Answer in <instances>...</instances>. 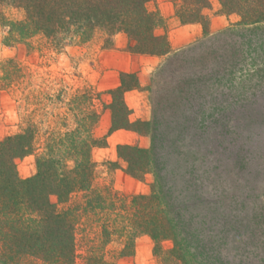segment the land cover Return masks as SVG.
Segmentation results:
<instances>
[{
    "label": "rangeland",
    "instance_id": "obj_1",
    "mask_svg": "<svg viewBox=\"0 0 264 264\" xmlns=\"http://www.w3.org/2000/svg\"><path fill=\"white\" fill-rule=\"evenodd\" d=\"M150 7L165 19V26L155 30L169 41L170 51L163 55L131 52L123 32L113 35L109 45L103 30L61 49L39 37L31 46L1 44L0 141L37 125L34 151L14 160L19 178L35 176L46 138L56 128L65 130L64 118L68 126L75 125L68 102L78 90L90 91L94 110L101 113L94 133L108 142L92 153L95 185L112 189L130 204L135 195L151 196L155 171L161 168L165 192H172L175 208L188 223L193 221L191 228L198 226L204 240L198 238L197 246L188 238L176 246L174 239L162 238L156 246L149 233L132 241L127 233L105 236L100 224L86 222L76 233L78 263L85 261L88 238L97 242L100 233L99 252L117 264H178L176 254L183 249L188 250L181 264H264V64L254 72L251 57L258 54L264 30L251 20L237 26L243 17L221 0H207L205 7L196 0H155ZM182 15L194 20L183 21ZM235 25L239 31L234 33L230 28ZM9 58L29 75L7 86L2 76ZM122 71L135 72L142 86L125 93L130 121L151 122L156 108L163 139L156 153L145 125L110 132L112 113L106 106L112 97L107 91L120 85ZM121 144L144 149L141 168L151 167L138 177L128 173ZM49 199L57 210L74 202L60 203L56 195ZM108 237L113 239L105 243Z\"/></svg>",
    "mask_w": 264,
    "mask_h": 264
},
{
    "label": "trees",
    "instance_id": "obj_2",
    "mask_svg": "<svg viewBox=\"0 0 264 264\" xmlns=\"http://www.w3.org/2000/svg\"><path fill=\"white\" fill-rule=\"evenodd\" d=\"M153 1L0 0V46L19 43L31 46L33 39L39 37L51 47L61 49L76 40L87 42L98 30H103L109 35V45H112L113 35L123 32L129 38L128 49L131 52L163 55L170 51V45L166 35L155 32L165 26V19L158 9L150 7ZM221 1L227 10L238 12L243 17L237 26L245 27L251 20L264 30V0ZM196 4L205 7L207 0H196ZM197 15L201 19L204 17L200 11ZM181 18L183 21L194 20V16L185 18L182 15ZM237 26H232L230 31L238 32ZM262 36L258 54L251 55L254 72L258 71L261 63L264 64ZM6 61L8 64L3 65L5 74L2 76L4 85L17 84L22 75H29L22 73L24 67L15 59ZM141 87L135 72L122 71L120 85L107 91L112 97L106 106L112 113L110 132L145 125V130L152 132L151 151L156 153L157 146L163 143L155 121L156 108L151 122H132L129 119L131 111L125 93ZM89 92L78 90L68 102V113L75 118V125L68 126L64 118L62 125L65 130L56 128L46 138L45 149L37 157L39 171L35 176L25 180L19 178L14 170V160L34 151L35 135L39 131L37 125L31 124L26 133L10 135L0 141V264H117L106 256V252H99L104 235L112 237V234L123 236L127 233L134 241L136 236L149 233L156 246L162 238L174 239L176 246L184 244L182 241L188 238L197 246L200 243L198 238L204 240L198 226L191 228L193 221L188 223L185 214L175 208L172 192L170 195L165 192L160 179L161 168L155 171L151 196L135 195L130 204L112 189L95 185L97 163L92 153L94 148L106 146L108 142L107 136L100 138L94 133L101 113L94 110L93 96ZM118 148L128 162L127 171L131 175L138 177L140 172L151 167L149 164L141 168L139 158L144 149L127 144ZM50 195H56L60 203H69L71 199L74 202L57 210L56 204L49 199ZM86 222L90 226L100 224L105 234L101 238L99 233L97 242L88 236L91 244L85 261L78 263L76 233L79 227L85 228ZM108 238L105 243L113 239ZM133 250L126 251L125 255L132 254ZM185 250L188 249L176 254L178 264L186 262Z\"/></svg>",
    "mask_w": 264,
    "mask_h": 264
}]
</instances>
